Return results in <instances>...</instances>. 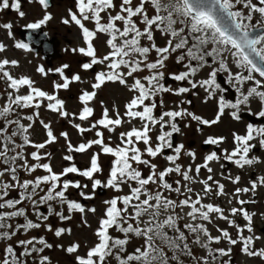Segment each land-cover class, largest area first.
Masks as SVG:
<instances>
[{
	"label": "snow or ice",
	"instance_id": "snow-or-ice-1",
	"mask_svg": "<svg viewBox=\"0 0 264 264\" xmlns=\"http://www.w3.org/2000/svg\"><path fill=\"white\" fill-rule=\"evenodd\" d=\"M33 2L44 10L42 18L24 27L38 30L54 17L48 11L49 0H29ZM7 9L21 19L26 16L21 0H0V12ZM257 15L259 19L253 23ZM61 23L74 25L79 30L83 46L70 51L87 58L79 68L84 73L94 72L90 80H84L79 72L67 75L66 70L70 68L67 63L47 70L39 65L35 72L40 76L46 78L55 73L59 77L52 81V90L46 91L37 87L31 76L13 75L11 70L19 67L17 59L0 58V241L7 242L0 249V264H29V258L33 264H52L44 253L53 245L43 236L15 238L42 226L53 232L52 226L46 223L53 215L65 222L79 213L82 223L90 227L84 217L87 213L94 214L96 208H86L80 201L69 199V190H79L83 200H92L97 189L123 193L125 187L128 190L125 194L103 201L106 207L94 231L96 242L84 255L79 254V243H70L67 247L55 245L74 257L73 264H109L110 260L115 264H233L236 246L243 256L258 258L264 264V247L256 246L264 240L255 229L257 212L247 207L257 204L255 197L258 190L264 188V175L249 178L246 186H240L241 175L233 176L230 170L225 175L221 171L222 179L234 186L229 191L225 183L215 178L211 166L215 162L222 170L226 165L251 170L264 164V160L252 154L257 145L264 150V125L248 123L244 134L233 132L231 150L221 148L225 137L207 136L203 144L219 151L206 153L200 163L196 162L198 156L194 150L186 149L182 142H174L175 135L184 134L181 121L196 122V131L202 133L203 127L217 125L226 114L240 121L244 109H248L249 115L264 118V0H74V9H67ZM12 28L10 22L0 23V29L15 39ZM100 34L106 37L104 43L108 49L102 56L94 46ZM157 34L164 39L163 46L157 44ZM13 47L25 53L31 51L29 44L19 40H15ZM6 50L7 45L0 42V56ZM173 56L176 64L183 68L167 74L168 79L181 83L176 88L164 82L167 62ZM229 57L239 71L231 70ZM96 66H100V70H95ZM205 68L209 69L206 78L195 79ZM145 72L146 75H140ZM220 74H226L224 83L234 92V101L225 98L227 90L218 82ZM183 82L188 86H183ZM74 83H87L91 89H80L78 112L68 111L66 101L59 95L62 90L69 91ZM108 83L123 86L131 97L122 113L113 107L114 115L101 101L102 113L93 119L91 104L98 90ZM198 88L205 93L204 103L215 100L214 118L205 119L183 106L190 105L191 100H180L174 108L156 114L158 107L164 108V94L199 96L193 91ZM157 97L161 99L157 101ZM254 100L261 106L255 113L250 108ZM41 108L66 120L80 137L94 132L95 138L74 145L69 132L60 131L57 135L52 123L40 118ZM26 110H32L31 114H25ZM37 121L46 135L39 143L30 139V130ZM124 124L130 127L119 133V143L113 147L111 135L108 142L105 141V131L115 133ZM190 126L184 123V128ZM60 138L68 153L63 159L70 164L57 173L50 163H41L50 160L52 155L41 150ZM94 146L98 151L91 154L89 166L77 167L73 154L87 153ZM27 147L35 150L26 153ZM101 154L112 158L105 180L96 178L104 172ZM29 156L34 163L29 162ZM182 157L190 158L191 163L182 165L179 162ZM157 158L166 161L167 166L160 169L154 162ZM38 169L45 174L32 179L19 177L21 171L31 176ZM144 169L148 170L147 175ZM202 170L207 173L206 177L202 178ZM69 174L90 181L91 192L85 191L89 187L87 183L67 179ZM5 176L10 180H4ZM173 176L176 179L172 180ZM197 184L200 190L193 187ZM12 190L18 192V198H9ZM221 197L225 198L227 208L205 202ZM25 204L29 207L23 206ZM53 205H59L60 210ZM44 206L47 213L40 210ZM29 211L35 221L29 218ZM260 215L264 216V212ZM238 217L245 221L243 225L237 222ZM18 218H23V222L13 224ZM214 221H223L228 227L215 224L218 234L214 236L208 227ZM229 229L235 230V237ZM112 230L122 236H113ZM71 231L58 227L54 235L60 238L65 233L71 235ZM133 239L139 240V244L128 251ZM222 242L229 247H214ZM195 246L204 254L198 255Z\"/></svg>",
	"mask_w": 264,
	"mask_h": 264
},
{
	"label": "rangeland",
	"instance_id": "rangeland-1",
	"mask_svg": "<svg viewBox=\"0 0 264 264\" xmlns=\"http://www.w3.org/2000/svg\"><path fill=\"white\" fill-rule=\"evenodd\" d=\"M255 2V0H254ZM22 3V10L26 13L25 18L21 19L18 17V15L12 11L11 9L4 10L6 12H3L0 17V22L3 23H12L13 24V34L15 39H11L7 36V31L0 29V42H3L5 45H7V50L0 58H3V56H6L9 59H17L19 61V67L16 69H12L13 75H28L31 76L36 81V86L42 88L46 91H51V84L53 80H59V77L57 74L52 75L50 73L48 77H42L38 73L35 72L36 66L43 65L45 69H53L55 67H59L61 63L64 62H70V71L73 73L79 72L80 75L84 80H90L92 76L94 75L93 72L90 73H84L80 70L78 63L85 59V57L80 56L78 53L73 54L70 49L73 47L83 46L82 45V39L79 34V30L76 26H66L61 23V20L66 17L67 9L69 7H72L74 0H52V7H49L48 11L53 15V20L50 21L47 25L42 26L44 31L48 34L49 37H52V39H55L57 41H60V49H61V56L57 60L54 61L52 64V67H47L42 56L36 55L34 52H27L25 53L23 50L15 49L13 47L15 40H20L17 30L19 27H22L26 25L29 22H33L36 19L42 18L43 15V9L38 3H29V0H21ZM241 7V6H238ZM74 9V8H73ZM259 19L258 15L254 17V21H257ZM88 27L92 28L93 25L87 24ZM65 38H68L70 40V43L64 41ZM106 37L103 34H100L99 37L95 40L97 43L95 44L96 49L98 50V55L102 56L106 54L108 51L106 44L104 43ZM22 42V41H21ZM156 42L159 46H163L165 41L163 38L157 34ZM67 47V48H66ZM155 57V54H152V58ZM229 60V66L231 70L235 73L239 71L235 67L234 64L231 63V57L228 58ZM97 70H100V66H97ZM183 70L182 65H177L175 62V57L169 59L167 62V67L165 69L166 74L168 73H175ZM67 71V70H66ZM209 69L205 68L200 73L197 74L195 79H203L206 78L207 72ZM70 76L71 73H66ZM147 73H141L140 75H146ZM226 75V74H225ZM259 78V77H257ZM167 86H171L173 88L181 86V83L175 82L169 83ZM183 86H188L187 82H183ZM81 88H87L90 89V85L80 84V83H74L70 86L69 91L62 90L60 92V98L64 99L66 101V107L67 110L70 112H78L81 105L78 102V94ZM195 92L199 93V96L192 95V93L185 94L181 97H176L171 94H164L162 99L164 100V108L158 107L156 111L160 110H167L174 108L180 100H191L192 103L184 104L183 106L188 108L190 111L194 112L197 115H200L201 117L205 119H212L214 118V114L216 111V102L215 100L209 101L208 103L203 102V97L205 96V93L202 89H195L193 90ZM219 95V94H218ZM131 93L128 92L126 88L123 86H120L119 84H113L108 83L105 86H103L100 90H98L97 98L94 102H92L91 106L94 108V117L93 119H96L100 117L102 113V106L101 101H103V105L108 107L110 110V114L114 115L112 113L113 107H117L121 113L124 111V104L127 103V101L130 99ZM161 97H157V101H159ZM232 99V98H231ZM233 100V99H232ZM260 104L258 100H254L250 104L251 111L253 113L259 111ZM32 110H26L25 114H31ZM160 113V112H159ZM242 119L240 121H234L228 116L227 114L222 118L221 122L218 123L215 126L212 127H203V132L196 131L197 123L194 121H181L180 127L182 128L183 135H177V143H184L186 149L194 150L197 153L198 159L197 163L202 162V157L212 151L217 150L213 146H208L203 144V140L207 138V136H223L226 138L225 143L221 145V148H227L231 150L233 147L232 143V133L236 132L238 134H244L246 132V126L248 123H253L257 125H264V118H257L254 115H249L248 109H244L241 112ZM40 118L45 120V122H51L52 127L54 129L55 134H59L60 131H67L71 133L70 139L74 145L87 140V139H93L95 138L94 132L93 133H87L82 138L77 133L75 129H73L66 120H61L57 118L54 114L46 111L44 108L40 109ZM77 123H80V121H76ZM188 122L190 123V127L184 128V123ZM138 124V122H136ZM87 126V124H85ZM130 126L127 124L122 125L120 128L117 129L115 133L109 134L105 131V141L108 142V137L111 135L112 140V146L114 147L116 144L119 143V133L121 131L128 130ZM31 133V140L33 142L39 143L43 142L44 139H46V135L44 133L43 128L40 126L39 122L37 121L34 125L33 129L30 130ZM141 148H143V145H139ZM35 149L31 147L26 148V153H31ZM98 148L94 146L89 152L84 154L74 153V163L77 166L85 167L86 165H89L90 157L93 152H97ZM41 152H50L51 158L43 160L50 163L53 170L57 173L62 171L64 167L69 166L70 162L65 161L63 159V156L68 154L65 146V142L62 138L59 139L57 143H54L45 149L41 150ZM253 155L259 156L262 160H264V150H261L259 146L257 145L256 150L252 153ZM111 157L105 156L103 154L100 155V163L104 169L103 175L97 174L96 178L105 180L107 177L108 170L110 168L111 164ZM29 162L34 163V161H31V158L29 156ZM160 167V169H163V167L167 166V162L164 161L162 158H157L155 161ZM182 165L187 166L189 163H191L190 158L188 157H182L179 161ZM221 163H224L221 161ZM211 166L214 168V176L216 179H220L221 182L226 184L227 190L231 191L234 189V186L228 183L227 181H224L222 177L220 176L221 171L225 172V175L228 174V170H230L231 174L233 176L235 175H241L242 180L240 186H246L247 181L249 178H254V176L257 175H264V164L257 165L251 170H240L236 169L233 165H226V169L222 170L218 163L213 162ZM43 170L40 169L39 173H41ZM147 169H144V174L147 175ZM36 174V173H34ZM32 174L31 176L26 175L22 171L19 173V177L21 180L23 179H32L35 177V175ZM207 173L202 170L201 176L206 177ZM67 179L75 181V178L80 179V182L87 183L89 185L88 189H86V192H91V183L90 181L85 180L83 177H77L75 174H69ZM4 180L8 181L10 180V177L5 176L3 178ZM172 180L176 179L175 176L171 177ZM196 190H200V185H194L193 186ZM127 188H124L123 193H115L112 190L106 189L105 193H96L95 198L92 200H85V204H83L86 208L88 207H95L96 212L93 213H87L84 217V219L87 220L88 225L90 227L85 226L82 223V217L79 213L73 214V219L71 221H65L61 222L58 217L55 215L50 216L49 220L46 222L47 224H50L53 228V232H48L45 230V228L42 226L40 229H34L31 230L27 235H18L15 240L18 239H25L30 236H36L40 237L43 236L49 243L53 245V248L51 250H46L45 255H48L51 259L52 264H73L74 257L69 256L64 251L58 249L55 247L57 244L64 245L67 247L70 243H79L81 245L79 249V254L84 255L86 252V249L88 247H91L96 242V238L94 236V231L98 227V221L102 217L105 205L103 203L104 200L112 198L114 195H120L125 194L127 192ZM71 197H76L77 200L79 199V190L76 191V189H70L69 190ZM78 194V196H77ZM9 198H18V192L15 190H12L10 192ZM257 199V204L255 206H247L249 211H256L257 215L254 218V224L255 229L258 235L264 236V232L261 230L264 229V216H261L260 213L264 212V188H261L258 190L257 196L255 197ZM205 202H212V203H219L222 207L227 208L228 205L225 203V198H214L211 200L206 199ZM26 207V204L23 205ZM57 211L60 210L59 205H53ZM44 207H41L43 210ZM45 209V208H44ZM7 210V209H5ZM47 213V212H44ZM65 214H67L65 209ZM29 218L33 219L35 221V217L31 215V212L29 211ZM16 222H23V218H18L17 220L12 221V223ZM237 222L243 225L245 221H243L242 217L237 218ZM215 224H218L221 228H227L228 225L223 221H214V224L208 225L209 230L211 231L212 235H217L218 233L215 231ZM58 227H64V228H70L71 235L65 233L62 237L57 238L54 235V230ZM229 231L232 233V235L235 237L236 233L234 229H229ZM111 234L113 236H122V234H119L115 232L114 230L111 231ZM247 234V233H245ZM15 240L12 241V243H15ZM6 241H0V249H2L4 246H6ZM139 244V240L133 239L129 245H128V251H132L135 246ZM257 247H264V240H261L257 242ZM198 248V246H195ZM214 247H229L226 242H222L219 245H214ZM199 250V255L204 254L203 250ZM17 251H20V249H17ZM233 264H261V262L258 260V258H247L243 256L239 251V246L234 247L233 249ZM29 264H33V260H29ZM109 264H115L114 260H110Z\"/></svg>",
	"mask_w": 264,
	"mask_h": 264
},
{
	"label": "water",
	"instance_id": "water-1",
	"mask_svg": "<svg viewBox=\"0 0 264 264\" xmlns=\"http://www.w3.org/2000/svg\"><path fill=\"white\" fill-rule=\"evenodd\" d=\"M52 5V0H49V6ZM20 36L22 38L23 41H26L28 43H34V47L33 49L35 51L38 50V47L41 46L43 47L46 43H44V39H45V34L42 32L41 29L38 30H30L27 29L26 27H23L19 30ZM50 52H52L54 50V48L51 47V45L47 48ZM56 50H54L53 52H55ZM56 55H50V58L47 59V63L51 64V60L55 57ZM220 79V77H219ZM165 82H167V80H165ZM174 142H175V136H174ZM104 191L101 189V193H103Z\"/></svg>",
	"mask_w": 264,
	"mask_h": 264
},
{
	"label": "flooded vegetation",
	"instance_id": "flooded-vegetation-1",
	"mask_svg": "<svg viewBox=\"0 0 264 264\" xmlns=\"http://www.w3.org/2000/svg\"><path fill=\"white\" fill-rule=\"evenodd\" d=\"M69 8H70V7H69ZM71 8H74V4L72 5ZM3 12H6V11H3ZM3 12H0V17H1V15H2ZM0 23H3V22H0ZM17 40H18V39H17ZM64 41L67 42L68 44L70 43V40H69L68 38H65ZM96 43H97V42L94 41V46H95ZM66 48H67V47H66ZM60 56H61V52H60ZM59 58H60V57H59ZM86 60H87V58L81 60V61L78 63V66L80 65V63L85 62ZM65 63L70 64V62H64V63H61L60 66H61L62 64H65ZM96 67H97V66H96ZM55 68H56V67H55ZM55 68H53V69H55ZM70 69H71V67H70L69 69H67L66 73H73V71L71 72ZM224 95H225V94H224ZM225 98H226L227 100H231L230 97L227 96V95H225ZM231 98H232L233 101H234L235 95H233V97H231Z\"/></svg>",
	"mask_w": 264,
	"mask_h": 264
},
{
	"label": "trees",
	"instance_id": "trees-1",
	"mask_svg": "<svg viewBox=\"0 0 264 264\" xmlns=\"http://www.w3.org/2000/svg\"><path fill=\"white\" fill-rule=\"evenodd\" d=\"M196 253H197V251H196Z\"/></svg>",
	"mask_w": 264,
	"mask_h": 264
}]
</instances>
